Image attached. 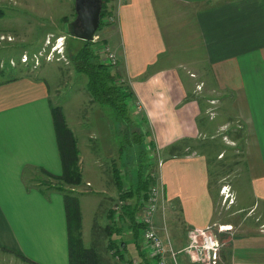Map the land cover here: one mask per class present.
Listing matches in <instances>:
<instances>
[{"label": "crops", "instance_id": "0c3cea01", "mask_svg": "<svg viewBox=\"0 0 264 264\" xmlns=\"http://www.w3.org/2000/svg\"><path fill=\"white\" fill-rule=\"evenodd\" d=\"M115 6V17L103 25L102 33L116 54L122 80L133 91V114L146 117L162 159L161 189L170 208V229L161 227L157 213L156 232L164 246L177 250L185 243L188 229L211 223L213 206L205 156L170 155L167 147L172 143L182 139L199 142L217 135L226 138L222 128L227 124L232 128L228 133L242 132L246 179L250 191L264 204V82L262 95L257 94L260 88L255 74L243 73V66L250 71L257 66L264 80V0H115ZM181 21H186L185 25L172 27L166 41L162 25ZM188 29H193L196 45L203 50L195 57L204 55L208 75L190 66L189 51L184 50L188 56H183V51L176 50L175 35L185 37ZM48 83L44 77L27 72L0 83V252L13 256V264H71L63 192L47 186L58 185L52 181L58 183L55 178L63 173ZM198 84H202L200 90L196 89ZM87 98L92 103L89 94ZM91 110L97 123L88 137L102 138L104 150L85 145L86 155L79 159L80 163L88 160L86 170L95 174L94 182L104 192L115 156L112 125L100 107ZM104 156L110 162L106 172ZM81 178V184L72 187L74 191H80L78 187L84 183L94 184L82 174ZM95 189L90 191H99ZM236 202H240L238 198ZM245 203L232 213L256 209L251 200ZM261 222L263 225L264 218ZM178 226L184 227L182 231ZM123 232L124 253L136 257L140 251L150 264L141 234L135 248L131 229ZM227 247V264H264V229H246L232 236ZM105 257L107 264H123L108 252ZM183 257L177 255L181 264L185 263ZM165 260L170 264L168 254Z\"/></svg>", "mask_w": 264, "mask_h": 264}, {"label": "rangeland", "instance_id": "374dc122", "mask_svg": "<svg viewBox=\"0 0 264 264\" xmlns=\"http://www.w3.org/2000/svg\"><path fill=\"white\" fill-rule=\"evenodd\" d=\"M213 1L211 0V2ZM0 9L3 11V16L0 17V69H4L7 73H16V75L27 72L33 76L44 77L49 82L51 106L54 110L58 109L57 107L61 109L64 123L70 129L75 139L78 157L80 155L85 157V145L88 149L94 145L96 149L102 148L104 150L102 138L97 136L89 140L88 137L89 133L93 131L95 123H97V119L91 108L93 106L100 107L112 125L111 138L115 156L118 154L120 141L123 140L124 146L121 162L119 161L122 163V166L118 165L122 170V180L124 183L126 182V177L123 176L124 171H128L132 179L137 178V153L139 154L140 149L138 148L140 146L134 144L131 147L127 142L129 137L119 133V127L116 126V121L112 119L114 112L110 107L101 106L93 101L90 103L87 100V78L83 73L76 72L69 62L67 54L81 44V42L76 40V37L70 34V22L75 16L74 0H0ZM186 21L188 20L186 19ZM186 21H181L171 26L162 25L164 39L167 41L170 35H172V33L168 32L172 30V27L179 29L185 25ZM102 27L100 26L95 32V36H98L96 40L98 42L100 41L99 45H96L98 52L101 45L107 44L110 46L105 41ZM192 30L190 32H188L189 29L185 30V37L180 35L177 38L178 35H175V40L177 41V45L175 46L176 50L179 53L183 51V56H188L184 50L189 51L190 66L195 69L198 68L202 74L208 75L210 69L204 60V55L203 58L202 56L195 57L196 55H200L199 52L202 53L203 50L196 45L197 40H194L195 35L192 33ZM184 39L185 42H183ZM56 47L59 49H56ZM23 54H26L28 57L27 63L20 61ZM192 57L195 58L192 59ZM253 57L250 56V59H254ZM181 58L179 57L180 60ZM195 62H198L201 66H197ZM243 68L244 74H255L257 79L255 83L260 88L257 94L262 95L261 86L264 80L259 73L260 67L255 66L254 71H250L246 66H243ZM244 78L248 79L246 75H244ZM231 121L234 122L233 119ZM228 125H225L223 128L221 127L223 129L222 131L228 134L226 138L221 139V135H217L212 139H203L199 142H183L181 144L182 151L179 152L201 153L205 156L207 183L213 206L212 221L209 224L221 223L231 225L226 232L218 233V237L222 243V253L219 254L217 264H227L228 258L225 249H228L227 246L232 236L240 235L246 229H264V224L262 225L261 222L264 218V204L250 191L251 187H249L246 179V163L243 156V146L234 137L241 135L242 132L235 130V132L228 133L232 129ZM57 133L60 138L61 151L64 158L66 150L62 144L61 131L57 130ZM231 138L235 140L232 141ZM135 149L138 150L134 152ZM89 154L93 155L94 153L89 151ZM102 159H104L103 165L106 167L110 162L105 156ZM149 159V161L148 159H143L142 161V164H145L143 170L145 175L150 173L155 166L154 160ZM116 163H118V160ZM88 164V160L84 158V161L81 163L80 159L78 160L77 166L81 171L83 179L89 178L93 180L92 182L94 184L90 187L84 183L78 187L80 191L73 192L71 195L77 198L81 209V238L84 246L93 247L97 251L99 264H107V262L109 263V259L105 257V252H108L111 258H113V254L111 253L112 248H107L109 236L107 235L106 225L111 224L115 227L121 225L115 220L112 224V220L107 218V215L108 210L111 207L114 210V206L117 205L119 193L115 189L112 177L111 180L108 178L109 184L104 186V192H100L103 187L101 186L99 188L98 184L94 182L95 174L86 170ZM106 170L107 167L105 172ZM95 172L101 175L99 168H95ZM48 181L51 182L50 179ZM52 182L57 184L56 181ZM221 186H225L224 190L229 194V197L225 200L223 199V195L220 194ZM95 188L99 191H90ZM236 198L240 202L237 203ZM250 200L251 205H254L253 209L256 208L253 212L250 209L243 208L235 214L232 213L235 207L239 205L244 206L246 204L245 201L249 202ZM129 202L133 203L134 201L129 200ZM169 212L170 208L168 207L165 209L167 218L164 220L168 232L170 229L168 220ZM261 213L263 214L260 215ZM158 215L160 217L159 222H161V216L160 214ZM183 228L182 226H178L179 231H182ZM123 235L124 232H122L121 236ZM112 237L119 240L120 234L113 233ZM14 259L9 253L0 252V264H13ZM183 259L185 260L183 264H191L184 257ZM114 261L116 260L114 259Z\"/></svg>", "mask_w": 264, "mask_h": 264}, {"label": "trees", "instance_id": "16d2710c", "mask_svg": "<svg viewBox=\"0 0 264 264\" xmlns=\"http://www.w3.org/2000/svg\"><path fill=\"white\" fill-rule=\"evenodd\" d=\"M115 9V0H102L99 27L108 23L104 19L109 15H114ZM2 16L3 11L0 9V17ZM70 34H72V31H70ZM76 40L81 42V44L73 51H69L67 56L73 69L86 76V89L91 97V101L96 102L101 106L104 105L110 107L114 112V117H112V119L116 121V126L119 127V133L129 137L127 142L131 147L134 144L140 146V148H138L140 149L139 154L137 153V178L132 179L130 173L124 171L123 176L126 177V182L124 183L121 175L122 170L118 167V165L122 166V163L120 162L124 146L123 140L120 141L118 154H116L112 160L111 176L116 190L119 193V199L126 202L121 206L118 217V221L121 225L116 227L111 224L106 225L107 235L109 236L107 248L121 246V244L125 245L126 241L121 236L125 228L131 229V239L136 248V243L142 231V225L135 221V216L142 202L141 198L145 196V191L151 182L148 175H145L143 172L145 164H142V161L143 159L150 160L149 158L151 154L148 146L155 150L154 141L146 117L142 116L137 118L133 114L132 105L134 94L126 81L122 80L123 74L118 62L116 64H110L100 57L102 56L101 52L100 50L98 52L96 49V45H99L100 41H88L78 38H76ZM15 75L16 73H7L4 69H0V83L2 81L14 79ZM57 108L58 109L54 110L51 106L56 133L57 130L61 131L60 135L62 137V144L66 150V155L63 158L60 145L61 142L57 133L63 164V173L60 176H56V178L54 177L55 179H58V185L47 186L63 192L68 225V242L71 264H99L97 251L93 247H85L81 238L82 219L80 206L77 198L71 195L73 192H76L72 187L79 185L82 182L81 171L77 166L79 157L75 147L73 134L64 123L61 109L59 107ZM234 137L236 139L240 138L239 143L241 145L242 134ZM183 142L186 141L182 139L172 143L167 147L168 153L170 155L180 154L179 152H174L182 148L181 144ZM138 149H135L134 152ZM117 160L118 163H116ZM129 200H133L134 202L130 203ZM107 218L112 220L111 222L113 224L114 210L112 207L108 210ZM113 233L120 234V239H114L112 237ZM136 257L139 258L142 263L147 264L146 257L140 251H137Z\"/></svg>", "mask_w": 264, "mask_h": 264}, {"label": "built area", "instance_id": "2783aa9c", "mask_svg": "<svg viewBox=\"0 0 264 264\" xmlns=\"http://www.w3.org/2000/svg\"><path fill=\"white\" fill-rule=\"evenodd\" d=\"M115 15H109L104 20L110 22ZM60 38V37H59ZM58 38V39H59ZM98 36L94 37L96 40ZM58 47H56L57 49ZM59 49V48H58ZM59 51V50H58ZM101 58L110 63L116 64L117 57L109 45H101L100 48ZM22 63L28 62V57L23 54L20 58ZM37 63V62H36ZM34 66V64H33ZM202 84L196 85V89L200 90ZM138 109V104L135 105ZM150 151V158L155 162V166L150 173H147L151 182L145 191V196L141 198L142 202L136 213L135 221L142 225L141 239L143 241V249L151 260L150 264H167L165 256L168 254L170 257V264H180L177 259V255L185 257L188 263L191 264H217L219 260V252L222 247V243L218 237L219 232H226L230 225H217L208 224L201 228H190L186 232L185 243L179 249H172L169 246H164L162 239L156 232L155 216L157 213L161 216V227L166 231L165 220V205L164 197L162 194L160 168L162 159L159 156L157 150H153L148 146ZM225 186L220 188L223 192ZM229 197L227 192L223 193V199ZM124 204V200L118 201L114 206V219L118 220L121 206ZM113 256L116 260L123 261V264H143L137 257L127 256L121 246H115L112 248Z\"/></svg>", "mask_w": 264, "mask_h": 264}, {"label": "water", "instance_id": "95a60500", "mask_svg": "<svg viewBox=\"0 0 264 264\" xmlns=\"http://www.w3.org/2000/svg\"><path fill=\"white\" fill-rule=\"evenodd\" d=\"M102 0H74L75 16L70 23L74 37L92 41L99 27Z\"/></svg>", "mask_w": 264, "mask_h": 264}]
</instances>
